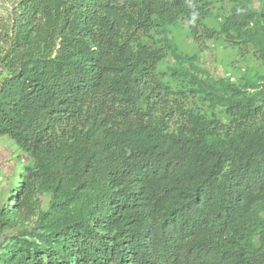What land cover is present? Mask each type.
Returning <instances> with one entry per match:
<instances>
[{"label": "trees", "instance_id": "obj_1", "mask_svg": "<svg viewBox=\"0 0 264 264\" xmlns=\"http://www.w3.org/2000/svg\"><path fill=\"white\" fill-rule=\"evenodd\" d=\"M0 136V264H264V0H18Z\"/></svg>", "mask_w": 264, "mask_h": 264}, {"label": "rangeland", "instance_id": "obj_2", "mask_svg": "<svg viewBox=\"0 0 264 264\" xmlns=\"http://www.w3.org/2000/svg\"><path fill=\"white\" fill-rule=\"evenodd\" d=\"M18 0H0V23H7L10 19V14L13 11ZM172 34L179 43L181 49L188 53H196L200 51L199 45L196 41L189 37V27L184 24H175L170 26ZM222 47L214 48L213 50H206L201 53L202 61L205 66L214 71L222 73V70L230 69L228 65L233 59L236 58L237 53L231 50L230 53L225 54ZM170 62L173 59L170 58ZM247 65L258 68L259 63L251 60ZM233 69V68H232ZM21 151L15 141L9 136H0V170H13V165L18 161V156Z\"/></svg>", "mask_w": 264, "mask_h": 264}]
</instances>
